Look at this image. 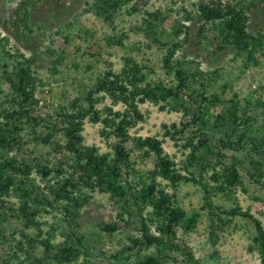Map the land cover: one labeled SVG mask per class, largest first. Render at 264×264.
<instances>
[{"label":"rangeland","instance_id":"374dc122","mask_svg":"<svg viewBox=\"0 0 264 264\" xmlns=\"http://www.w3.org/2000/svg\"><path fill=\"white\" fill-rule=\"evenodd\" d=\"M91 1L35 0L36 9L26 29L20 22L21 17L16 14L21 0H0V121L5 124L3 110L11 111L13 108L10 103L11 84L6 72H13L14 65L24 59L33 61V69L39 78L36 92L39 104L35 113L45 120L36 127L26 120L19 122L23 128L20 145L14 144L12 150L3 149L2 153L9 158H23L33 166L38 163L47 165L53 170L47 179L33 171L31 178L41 191L49 196L50 187L56 186L61 170L65 172L60 175L61 178L73 174V160L69 154L55 150L54 146L44 145L37 137L48 134L50 122L56 125L58 110L70 109L71 102L84 98L95 87L109 64L120 71L123 59L133 57L147 67L145 74L149 82H163L168 86L176 84L175 75L169 74L163 67L166 51L156 40L184 43L177 58L185 59L187 66L194 71L199 69L217 74L212 75L213 81L207 87L210 94L218 93L222 100L221 105L212 106V123L216 115L228 114V109L237 108L242 119L252 117L250 136L264 139V106H256L259 99L264 101V49L256 55L257 65L233 48L216 54L217 33L210 30L205 34L206 39L202 38L199 35L201 23L196 18L198 6L207 0H133L118 14L113 24L103 22L89 11L88 2ZM234 1L242 2L247 9L249 32L254 36H264V0ZM153 13L157 14V18L150 16ZM183 25L191 28L186 42L184 33L176 35L177 27ZM116 36H124V46L108 44V39ZM55 58H60L62 62L57 67L53 62ZM195 86L200 88L201 83ZM247 100H251L253 106H246ZM235 103L239 106H232ZM110 105L111 101L106 99L98 108L103 110ZM140 110L144 120L130 130L131 140L125 144L132 152L136 167L149 171L154 169L156 161L154 155L145 158L134 148L133 138L141 136L163 140L166 154L183 169L189 150L184 151L182 141L176 144L164 136V126L179 124L184 120L183 114L160 111L159 107L150 103L141 105ZM103 128L102 124L86 121L84 143L97 147L101 154L113 156L118 140L104 136ZM221 134L222 131L217 130L214 135L218 145ZM54 140L65 144L60 133H56ZM244 145L245 149L241 151H225L230 164L233 158L241 161L243 186L233 197H216L215 203L223 209L239 205L264 225V185L254 182L247 173L245 159L253 147L250 139H246ZM260 150L264 153V147ZM252 154L259 158L261 153L253 151ZM159 182L166 192L176 193L178 205L183 210L201 214L193 231L178 228L177 242L182 251H191L201 264H260L258 252L252 249L255 226L251 220L233 218L218 231L217 243L213 245L210 217L203 209L204 192L201 187L182 183L174 189L166 181L160 179ZM81 196L87 199L82 207L67 201H59L53 206L45 202L36 205L39 211L35 214L33 225H29L19 211L21 197L18 193L0 197V214H5L0 215V221L5 218L0 229V264H58L48 256L44 242L50 240V247L56 253L64 247L77 248V236L84 237L85 245L91 247L90 254L80 255L77 264H139L144 256L157 254L155 247L144 250L139 256L126 251L130 246L129 238L140 235L137 216L132 219L127 215L122 217V208L107 194L85 189ZM54 199L52 196L50 200L53 202ZM115 223L119 229L113 235L101 229L105 224ZM167 254L160 264H192L182 252Z\"/></svg>","mask_w":264,"mask_h":264},{"label":"trees","instance_id":"16d2710c","mask_svg":"<svg viewBox=\"0 0 264 264\" xmlns=\"http://www.w3.org/2000/svg\"><path fill=\"white\" fill-rule=\"evenodd\" d=\"M132 2L133 0H92L88 2V7L103 22L113 24L118 14ZM35 5V0H21L16 12L26 29L29 27L32 12L36 9ZM150 16L157 18L154 13ZM196 18L201 23L199 35L202 38L206 39L207 31L213 30L217 33L216 54L233 48L239 54L245 55L248 61L258 64L256 55L264 49V36H254L249 32V17L242 2L207 0L198 6ZM190 29V26H179L176 35L184 33L186 42ZM156 42L162 43L166 51L163 67L169 74L175 75V85L149 82L145 74L147 67L133 57H125L120 71L109 64L95 87L84 98L71 102L70 109L58 110L59 121L54 122L56 125L50 122L48 134L37 137L44 145L54 146L55 150L69 154L73 160V174L61 178L60 175L65 174L61 170L56 186L50 187L49 196L35 186L36 181L31 175L36 170L47 179L53 170L47 165L38 163L33 166L23 158H9L2 153L3 149L12 150L14 144L20 145V132L23 128L19 122L26 120L33 127L45 122L35 113L39 104L36 92L40 81L33 69V61H18L13 72H6L7 80L11 84L10 103L13 108L11 111L3 110V117L7 122L4 124L0 121V197L18 193L21 197L19 211L27 223L33 225L35 214L39 211L37 206L44 202L53 206L59 201H67L82 207L83 202L87 201L81 198L83 190L98 191L109 195L112 201L120 205L124 212L122 217L127 215L132 219L137 216L140 220V235L129 238L127 252L139 256L144 250L156 248L157 254L144 256L139 264H160L168 252H182L192 264H201L191 251H182V246L177 242L178 228L193 231L201 214L183 210L178 205L176 193L166 192L159 180L168 182L174 189L182 183H193L204 192L203 209L208 211L210 217L212 244L216 245L218 231L233 218L249 219L255 226L252 249L258 252L260 264H264L263 223L250 211H243L239 205L223 209L215 203L216 197H233L243 186L241 161L233 158L230 164L225 151L244 150L246 139H250L253 147L245 159L247 173L254 182L264 185V153L260 150L264 147V139L250 136L252 117L242 119L237 108L228 109V114L224 112L216 115L212 123V106L221 105L222 100L218 93L210 94L207 87L213 81L212 75L217 74L199 69L194 71L187 66L185 59L177 58L184 43L173 40ZM108 44L124 46V36L111 37ZM53 62L55 67L62 63L60 58H55ZM198 83H201L200 88L195 86ZM106 99L111 101V105L101 110L98 106ZM147 103L159 107L160 111L183 114L184 120L179 124L164 126L166 138L174 140L176 144L182 141L184 151L189 150L183 169L166 154L163 140L141 136L133 138L134 148L145 158L154 155L156 161L154 169L149 171H141L136 167L132 152L125 144L131 140L130 130L144 120L140 106ZM117 106L121 108L116 109ZM232 106L239 105L235 103ZM246 106H253V102L247 100ZM256 106H264V101L259 99ZM186 118L189 120H185ZM86 121L102 124L104 136L118 140L113 156L108 153L101 154L97 147L85 145L83 132ZM217 130L222 131L219 145L214 140ZM56 133L63 135L65 144L54 140ZM253 151L261 153L260 157L256 158ZM52 196L55 197L53 202L50 200ZM4 219L1 218L0 229ZM124 222L129 224L128 221ZM101 229L113 235L119 228L115 223L105 224ZM74 235L76 236L75 232ZM49 241L44 242L48 256L58 264H77L79 257L89 255L91 251V247L85 245L84 237H76L77 248L64 247L56 253L51 249Z\"/></svg>","mask_w":264,"mask_h":264}]
</instances>
